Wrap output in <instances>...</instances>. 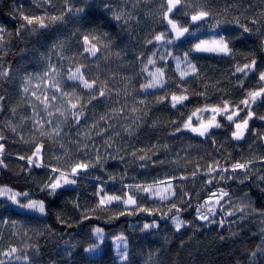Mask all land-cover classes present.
<instances>
[{"label": "snow or ice", "instance_id": "snow-or-ice-1", "mask_svg": "<svg viewBox=\"0 0 264 264\" xmlns=\"http://www.w3.org/2000/svg\"><path fill=\"white\" fill-rule=\"evenodd\" d=\"M33 4L42 11L9 6L6 15L18 21L14 31L0 26V87L19 81L15 103L7 88L0 91V113H11L0 128L18 137L11 143L20 145L9 151L10 137L0 130V175L12 171L14 164L13 175L29 185L17 190L0 180V226L20 241L5 244L0 231V264H36L40 246L31 242L15 214L42 220L50 214L49 198L65 191L75 193L66 203L79 211L76 218L66 219L62 211L55 215L58 224L79 229V239L64 242L66 264H73L74 258L75 264H106L109 259L113 264H136L134 255L144 256L133 253L124 229L108 232L92 223L103 219L102 212L110 213L105 224L139 217L133 230L151 235L160 234L157 217L177 234L187 228L199 232L200 227L228 225L235 237L236 229L243 230L246 221L259 216L260 242L248 250V264H259L257 257L264 258V202L257 204L244 186L251 184L264 196V110H258L264 109V0L247 8L237 0H226L222 7L219 0ZM148 18L151 24L128 58V45L120 47V37H114L110 27L127 30L131 40V21L139 25ZM25 33L40 37L29 61L35 65L32 71L24 64L6 66L12 38L23 40ZM250 38L256 43L246 50L234 47L235 41ZM206 58L231 65L222 73L225 80L213 82L205 74L201 61ZM213 94H218L216 100ZM194 98L195 106L189 107ZM165 110L166 122L159 115ZM173 113L180 119L171 118ZM161 124L167 129L163 138L157 132ZM214 130L227 135L220 140ZM185 139L188 145L179 151L171 143L183 144ZM204 145L212 149L207 159L199 155ZM244 145L247 154L234 152ZM109 160L123 170L110 171ZM129 165L155 174L138 180L140 173L130 175ZM89 180L95 183L88 185ZM82 181L93 197L83 203L78 191ZM197 181L208 193L202 199L196 192L193 205ZM117 182L119 188L109 187ZM228 182L240 187L232 191L219 186ZM188 210L194 212L193 219L185 216ZM49 232L51 228L37 230V235ZM143 264H161L158 250L150 249Z\"/></svg>", "mask_w": 264, "mask_h": 264}, {"label": "trees", "instance_id": "trees-1", "mask_svg": "<svg viewBox=\"0 0 264 264\" xmlns=\"http://www.w3.org/2000/svg\"><path fill=\"white\" fill-rule=\"evenodd\" d=\"M143 2V0H142ZM226 0H219V4L222 7ZM238 3L242 4L244 8H247L249 4H256L257 0H237ZM15 5L17 8H24L25 10L32 9L33 11L40 13L42 10L35 8L33 4V0H0V25L7 28L8 31H14L15 27L18 23L17 20L12 19L9 15H6L9 11V6ZM131 7V4H129V8ZM243 9H241L242 11ZM236 14H240V12H237ZM251 14V12L249 13ZM143 17V13L140 14ZM242 22L247 23V21L243 20ZM131 24L133 26V35L132 39L130 40L128 31L125 30L124 32H120L118 28H116L114 25L110 27V30L112 31L114 37L115 35H119L120 40L118 43L120 44V47H124L125 45H128L129 50V56L131 57V47L133 45L139 46L136 44L137 39L142 37L145 34L146 25L151 24V19L148 18L144 20L141 24L137 25L136 20L133 19L131 21ZM40 37L37 36H30L27 33H25V36L23 40H20L18 38H12L11 40V49L7 52V56L5 57L6 60V66L8 64L13 65L14 67H19L21 64H24L29 71H32L35 68V65L30 63L29 61L33 57L32 49L35 47H39L38 40ZM256 41L254 39H248V40H237L234 42V47L237 50H246L248 45L255 44ZM21 49L24 50L28 54L26 59L23 61L21 56ZM2 55V53H0ZM113 59L112 67L115 68L116 64L118 63L115 59ZM203 71L205 74L212 78V81L214 82L215 79H221L225 80V77L222 75L226 70H229L231 65L228 63H225L223 60H220L219 58H206L205 60L201 61ZM23 74V73H21ZM226 82V81H225ZM19 84V81H15L12 84H6L0 87V91L3 90V88L8 89L9 95L13 97V103H15L16 99L18 98L16 96L17 93V85ZM211 92V90H210ZM218 94L211 95L212 100L217 99ZM238 95V93H233V98H235ZM196 103L195 98L193 99L192 104L189 105V107H194ZM258 110H264V109H258ZM22 112V110H19ZM188 109H185V112H187ZM162 121H167L169 119V112L168 110H165L164 112L159 114ZM5 116H11L10 112L0 113V122H2L5 119ZM171 118L173 119H180L179 113H173ZM18 119V117H17ZM0 130L5 131V134L10 137L9 141V151L14 152L19 145L12 144L11 140L12 137L9 135L6 129L0 128ZM217 131L218 139L223 140L224 137L227 135L226 131L224 130H214ZM158 134L163 138L166 135L167 129L164 127L163 124H161L160 128L157 130ZM189 136L191 134H188ZM144 138V137H142ZM127 139V138H125ZM197 138H193V140H196ZM118 144H122L123 146L127 147V145H124L123 141L118 140ZM132 143L137 144L138 142L133 140ZM173 145L175 146V149L177 151L180 150L181 147H187L188 140L185 139L183 141V144L179 141H171ZM232 150V149H229ZM212 149L208 147V145H204L199 149V155L205 156V159H207L206 153L211 152ZM223 151V150H222ZM243 151L245 154H247L246 151L240 148H236L234 152L236 154ZM184 153L181 152V155ZM193 155H196V150H193ZM226 155V153H225ZM223 163V160L221 161ZM203 163V161H201ZM106 167L112 171V170H118L122 171L123 168L117 164L115 161L109 160ZM10 168L12 171H8L6 173H3L0 175V180L5 181L13 188L19 190L20 188H24L27 190V185L25 183V179L22 177H17L13 175V171H16L15 165H10ZM140 173L137 177L138 180L143 181L145 178V175L151 176L154 175L155 172L151 173H145L144 170L137 169L134 167V165H129V173ZM88 185H91L95 183L94 181H87ZM119 183L116 184H110L109 187L112 188H119ZM219 186L224 187H230L232 191H235L237 187H240L238 185L233 184L232 182H228L227 185L221 184ZM190 188H192L191 185H189ZM245 187V190H248L253 198V200L259 204L261 202H264V196L259 193V191L253 187L251 184H248ZM82 193V203L84 201H91L93 197L87 195V192L91 191V188L85 189V182L82 181L80 184V188L78 189ZM193 191V205L196 203L195 194L196 192L200 193L201 198H206L208 189L206 187H202L200 182L197 181L194 188H192ZM75 195L72 191H65L64 194L59 198H49V211L50 214L43 218L42 220H38L35 218L26 219V214L23 213H16V218H19L22 223H24L26 230L29 231V235L32 237L33 243H38L40 246V255L37 257H34V259L39 262L40 264H66V261L63 259V251L65 250V241L69 242H75L76 239H79V229L75 226L71 229L58 224L55 219V215L58 211H62L65 218L69 217H79V211H76L72 208L70 203H66V201L73 197ZM235 198V197H234ZM108 215L110 213L102 212L100 213V216L103 217V219L100 220H93L92 223L99 224L100 226H103L106 231L108 232H114L119 231L120 229H124L127 234L130 236V243L132 245V251L133 253H140L143 252L144 256H146L147 252L150 249L158 250V254L160 259L167 260L169 264H173V262H179V264H248V250H254L255 246L260 242V235H259V227H260V217L256 216L249 221L245 222V225L243 226V230L236 229L238 232V235L235 237L230 236L228 233V225H225L223 229L218 228L215 225H211L208 227H200L198 224L197 227H200L199 232H194L192 228L184 229L181 233H174L173 230H171L170 225H167L166 222L160 221L157 217V222L161 225V231L159 235H151V234H144L139 233L138 231H134L133 229L137 226L138 221L140 220L139 217H121L119 220H116L115 222L111 224H105L104 220L107 219ZM185 216L188 219H193L194 212L192 210H188L185 212ZM218 218V217H217ZM145 219L150 220L151 218L145 217ZM198 223V222H197ZM132 226V227H130ZM47 228H51V232H49L45 236H39L37 235V230L40 232H44L47 230ZM3 231V230H2ZM255 233V235H254ZM3 235L5 237L4 243L7 244L8 240L11 239L14 243L19 244V240H17L15 237L10 236V232L3 231ZM168 236V243H164V236ZM189 236H192L193 239L190 241L188 238ZM223 236L224 239L221 240L220 237ZM183 242V247L181 246ZM112 255L114 256V250ZM144 256L141 255H134V260L136 261V264H143V258ZM259 264H264V258L257 257ZM73 264H75V258L73 260ZM106 264H113L111 259L106 261Z\"/></svg>", "mask_w": 264, "mask_h": 264}, {"label": "rangeland", "instance_id": "rangeland-1", "mask_svg": "<svg viewBox=\"0 0 264 264\" xmlns=\"http://www.w3.org/2000/svg\"><path fill=\"white\" fill-rule=\"evenodd\" d=\"M1 26V25H0ZM10 49H11V45L9 46V49H8V51H10ZM33 55L32 56H34V52L32 53ZM21 56H22V60L24 61L25 59H26V57L28 56V54L26 53V52H24V51H22L21 52ZM22 111H23V109H21ZM29 114H30V110H29ZM9 133V135L12 137V139H18V137H14L13 135H12V133H10V132H8ZM20 146V145H19ZM243 150L244 151H246L247 152V146L246 145H244V147H243ZM225 203H226V201H225ZM19 213V212H18ZM24 214V213H23ZM3 229H2V226H0V231H2ZM111 232V231H110ZM20 242V241H19ZM115 253V252H114ZM36 264H40L39 262H37L36 261Z\"/></svg>", "mask_w": 264, "mask_h": 264}, {"label": "clouds", "instance_id": "clouds-1", "mask_svg": "<svg viewBox=\"0 0 264 264\" xmlns=\"http://www.w3.org/2000/svg\"><path fill=\"white\" fill-rule=\"evenodd\" d=\"M161 260V264H169V262L167 261V260H162V259H160ZM173 264H179V262H173Z\"/></svg>", "mask_w": 264, "mask_h": 264}, {"label": "flooded vegetation", "instance_id": "flooded-vegetation-1", "mask_svg": "<svg viewBox=\"0 0 264 264\" xmlns=\"http://www.w3.org/2000/svg\"><path fill=\"white\" fill-rule=\"evenodd\" d=\"M255 124H258L259 122H254Z\"/></svg>", "mask_w": 264, "mask_h": 264}]
</instances>
